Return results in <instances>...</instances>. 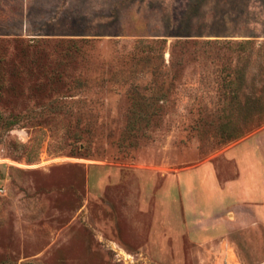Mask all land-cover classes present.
Listing matches in <instances>:
<instances>
[{"label": "rangeland", "instance_id": "1", "mask_svg": "<svg viewBox=\"0 0 264 264\" xmlns=\"http://www.w3.org/2000/svg\"><path fill=\"white\" fill-rule=\"evenodd\" d=\"M0 40L53 76L0 82V264H264L217 193L264 161V0H0Z\"/></svg>", "mask_w": 264, "mask_h": 264}, {"label": "crops", "instance_id": "2", "mask_svg": "<svg viewBox=\"0 0 264 264\" xmlns=\"http://www.w3.org/2000/svg\"><path fill=\"white\" fill-rule=\"evenodd\" d=\"M246 143L248 142H244L231 150V157L235 159L239 167L237 179L230 182L224 190L219 189L217 193L222 200L230 199L236 201L235 205L242 203L243 205L251 206L253 205L252 202L257 204L264 203V161L256 158V162H253L255 157L253 159L249 158V144ZM242 146L243 148H241ZM205 195H203V192L200 194L203 199L208 197ZM206 199L205 201H207Z\"/></svg>", "mask_w": 264, "mask_h": 264}, {"label": "trees", "instance_id": "3", "mask_svg": "<svg viewBox=\"0 0 264 264\" xmlns=\"http://www.w3.org/2000/svg\"><path fill=\"white\" fill-rule=\"evenodd\" d=\"M0 42L2 41L0 40ZM34 42L38 43L37 41H34ZM79 42L81 43L83 41L71 40V39L66 40L65 44H67V46H64L65 49L60 47L62 51V53L60 54H63L64 56H68L72 52H75L76 48L74 45H76ZM35 52H37V50L35 49V46L33 47L29 44H27L25 48L17 50V55L21 59L20 64H16L14 62L8 63V58L6 56H3L0 53V82L4 81L7 77L14 78L15 76H20L22 72H25L27 75H29L30 71L34 70L37 72V76H38L37 84L36 83L34 84V88H41V87L47 86L53 78L52 75L49 76L50 72H48L47 69L49 68L51 69L52 67L50 66V63H48L47 57L45 55L42 54L41 56H39L38 53L35 54ZM33 54H35V56H38L37 60L35 59V56H33L31 58V63L24 62L26 58L32 56ZM30 68L31 70H29ZM54 80L56 82H61L63 78L57 75ZM7 88H10V87L8 86Z\"/></svg>", "mask_w": 264, "mask_h": 264}, {"label": "built area", "instance_id": "4", "mask_svg": "<svg viewBox=\"0 0 264 264\" xmlns=\"http://www.w3.org/2000/svg\"><path fill=\"white\" fill-rule=\"evenodd\" d=\"M6 193L5 188H0V197L4 196Z\"/></svg>", "mask_w": 264, "mask_h": 264}]
</instances>
